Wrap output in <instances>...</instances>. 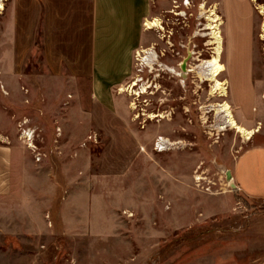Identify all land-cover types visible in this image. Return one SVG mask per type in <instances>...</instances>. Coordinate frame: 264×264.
Here are the masks:
<instances>
[{
	"label": "crops",
	"instance_id": "crops-1",
	"mask_svg": "<svg viewBox=\"0 0 264 264\" xmlns=\"http://www.w3.org/2000/svg\"><path fill=\"white\" fill-rule=\"evenodd\" d=\"M6 2L0 40V84L9 89L0 93V264L155 263L174 231L232 213L235 197L264 200L260 139L230 165L238 193L215 195L190 188L182 147L152 149L158 135L181 139L170 120L159 130L135 126L120 90L147 38L144 23L156 13L155 0ZM228 20L226 65L237 99L251 85L254 53L237 15L230 12ZM35 49L47 72L23 76L31 86L26 96L16 95L20 108L14 109L11 86ZM37 84L43 90H35ZM261 98L251 86L248 99L259 119ZM14 113L27 121L21 120L22 129L36 126L44 133L43 143L34 141L32 149L16 139ZM90 132L105 141L95 160L87 152L95 144ZM78 148L86 149L61 162L60 151ZM262 226L264 220L254 218L246 230L262 233ZM231 260L264 264V253L248 263L237 254Z\"/></svg>",
	"mask_w": 264,
	"mask_h": 264
},
{
	"label": "rangeland",
	"instance_id": "rangeland-1",
	"mask_svg": "<svg viewBox=\"0 0 264 264\" xmlns=\"http://www.w3.org/2000/svg\"><path fill=\"white\" fill-rule=\"evenodd\" d=\"M6 1H3L4 10H0V40L6 27ZM155 1L156 13H152L146 21L158 20L161 29L147 31V38L143 41L140 51L134 56L132 71L124 85L125 88H128L130 84L137 82V86L134 87L136 93H141L143 89H146V93L139 97L125 93L131 116L135 119V126L140 130H148L150 127L159 130L165 120H170L169 123H172L173 128L178 131L177 135L181 138L178 141L173 139L172 142L167 138L171 145L170 150L180 146L178 149L182 147L184 155H188L190 188L201 191L195 188L193 176L203 175L214 179L217 183L214 188L217 189L218 183L221 182V172L229 170L231 163L251 145L254 139L264 142V31L262 30L264 14L260 13V6L264 7V0H255L254 2L253 0ZM185 1H188L186 2L187 6L184 5ZM210 12L218 17L217 24H220L218 26L222 39L220 62L226 69L218 77V80L224 83L227 88L226 97L221 98L216 95L210 96L211 83L202 82L196 74L202 62L210 60L213 56L212 52L215 48V45H209V43L215 42L214 39H211L212 30H206V25L210 24L207 20ZM230 12L237 15L238 28H247L251 34L254 53L251 85L248 84V92L245 89H240L237 99L234 97V89L230 81V69L226 65L227 28ZM212 25L214 26L216 23ZM152 53H155L157 58L152 61V67H146L142 59ZM185 59H187V74L185 78H181L179 76L180 65ZM166 68L173 69L176 75L167 71ZM46 72L42 64L41 53L35 49L19 69L18 81H15L11 86L14 95V109L20 108L19 100L15 99L16 95L26 96L28 88L31 86L23 80V76H34ZM35 86V90H43L42 85ZM251 86L262 97L263 116L261 119L256 116V107L252 106L248 99ZM8 90L5 85L0 84V93L8 92ZM223 103L230 106L233 117L241 126L247 130L258 128V133L246 141L234 131L219 130L218 127L222 124L221 115L216 116L213 110L217 104ZM131 105L135 108L134 110L131 109ZM34 106L39 107V102L35 101ZM149 114H161L165 116V119L148 120ZM13 120L16 127V139L20 143L25 141L29 147L30 143L23 138L25 130L33 132L32 149H35L34 141L43 143L46 136L38 127L22 129V119L15 113ZM161 120L162 122H159ZM22 122L25 124L27 121L22 120ZM62 135L64 137L68 133L64 131ZM88 139H92L95 143L87 151L95 160L105 141L96 132H90ZM153 143H151L152 149ZM80 149L85 150L86 148L60 151L61 162L67 159L69 154L72 156L77 154ZM154 152L156 151L154 150ZM35 156L34 154L35 161L41 159V155ZM37 157L40 159L38 160ZM235 198L238 206H234L232 213L221 216L217 220L209 219L204 226L198 228L174 231L171 240L158 248L159 255L155 263L142 262L140 264H238L231 260V256L235 254L240 255L242 259L245 258L247 263L249 260L256 259L264 253V232L261 233L260 229L250 232L246 230V227L250 219L264 220V200L248 203L241 197ZM236 207L240 209H236ZM257 227H261L259 222ZM242 264H245L244 261Z\"/></svg>",
	"mask_w": 264,
	"mask_h": 264
},
{
	"label": "bare ground",
	"instance_id": "bare-ground-1",
	"mask_svg": "<svg viewBox=\"0 0 264 264\" xmlns=\"http://www.w3.org/2000/svg\"><path fill=\"white\" fill-rule=\"evenodd\" d=\"M3 1L6 0H1L0 1V10L3 11L4 10V6H3ZM255 0H253L254 2ZM186 2H184V5H186ZM260 13L264 14V7L260 6ZM203 10V8H202ZM213 11V9H212ZM211 11V12H212ZM210 12V13H211ZM209 21L210 24L206 25V30H212V38L214 39L215 42L214 43H209V45H215L213 56L210 58V60L202 62V64L199 66V70L196 72V74L198 75L199 79L203 82V81H208L211 83V93L210 96H215L218 98L221 97H226V86L224 83H222L221 81H219L218 77L223 74L225 72V67L221 64L220 62V57L222 54V39H221V35L219 32V28L217 24L218 22V17L214 15V13H211L210 16L207 19ZM216 23V25H212ZM222 25V24H221ZM144 27L145 30H153V29H161V25L159 24V21L154 19L152 21H146L144 23ZM262 30L264 31V22L262 25ZM212 48V47H211ZM155 60V54L152 53L151 55H148L146 57H144L142 59L143 64L146 67H151L152 66V61ZM186 60H184V62H182V64L180 65V70L181 72L179 73V76L181 78H185L186 74H187V69H186ZM167 71L171 72L172 74L176 75V72L173 69L170 68H166ZM190 73V72H189ZM137 86V82H133L132 84H130L128 86V88H122L120 90V93H131V95L139 97L141 94H145L146 93V89H143L141 93H136L134 92V87ZM145 88V87H144ZM264 98V97H263ZM216 108L213 110L217 115H221V121L222 124L218 127L219 130L221 131H234L236 134L240 135L244 140L249 141L256 133H258V128L254 129V130H246L244 127H242L240 124L237 123V121L235 120V118L232 115V112L230 111V106L227 103H223V104H217L215 106ZM131 109L134 110L135 108L133 107V105H131ZM156 118L159 119H165L164 115L158 114H149L147 116L148 120H155ZM205 120V119H204ZM23 138L30 143L29 147L32 148V138H33V132L31 130H25L23 131ZM170 143V142H169ZM169 146L171 147V145L169 144ZM170 147H165L163 150H161L160 152H164V151H168L170 150ZM228 180H229V175H227Z\"/></svg>",
	"mask_w": 264,
	"mask_h": 264
},
{
	"label": "built area",
	"instance_id": "built-area-1",
	"mask_svg": "<svg viewBox=\"0 0 264 264\" xmlns=\"http://www.w3.org/2000/svg\"><path fill=\"white\" fill-rule=\"evenodd\" d=\"M170 147L169 142L167 138L163 137H156L153 143V149L156 152H160L165 147ZM38 160L40 159L37 157ZM222 176L220 177L221 182L218 183L219 187L214 188L217 183L214 181V179L203 176V175H195L193 176V183L195 188L200 189L202 192L208 193V194H221V193H236L238 192L237 186L234 184L233 178L231 176V173L229 170H225L221 172ZM227 175H229V180Z\"/></svg>",
	"mask_w": 264,
	"mask_h": 264
},
{
	"label": "flooded vegetation",
	"instance_id": "flooded-vegetation-1",
	"mask_svg": "<svg viewBox=\"0 0 264 264\" xmlns=\"http://www.w3.org/2000/svg\"><path fill=\"white\" fill-rule=\"evenodd\" d=\"M155 54V53H154ZM156 58H157V56H156V54H155V60H156ZM152 67V66H151Z\"/></svg>",
	"mask_w": 264,
	"mask_h": 264
}]
</instances>
